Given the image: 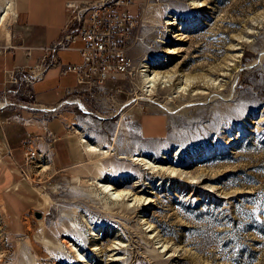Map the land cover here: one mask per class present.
<instances>
[{
    "label": "rangeland",
    "instance_id": "1",
    "mask_svg": "<svg viewBox=\"0 0 264 264\" xmlns=\"http://www.w3.org/2000/svg\"><path fill=\"white\" fill-rule=\"evenodd\" d=\"M132 1L128 15L139 23L130 78L106 83L97 99L68 97L42 110L19 92L17 115L29 113L22 121L44 156L26 164L23 152L27 187L0 197V264H264V0ZM13 9L0 22V53L15 51L19 64ZM165 47L175 54L157 70L182 77L149 94L142 65ZM58 53L63 64L79 61L73 51ZM184 75L203 81L179 92ZM57 82L45 79L34 92ZM80 133L113 155L88 156L75 144L78 158ZM67 144L80 162L61 159ZM134 154L150 169L129 160ZM99 162L110 172L105 183L125 199L96 187Z\"/></svg>",
    "mask_w": 264,
    "mask_h": 264
},
{
    "label": "built area",
    "instance_id": "2",
    "mask_svg": "<svg viewBox=\"0 0 264 264\" xmlns=\"http://www.w3.org/2000/svg\"><path fill=\"white\" fill-rule=\"evenodd\" d=\"M132 0H71L66 3L70 16L64 31V36L55 46L49 48L51 53L56 50H75L80 61L77 64H61L53 59L48 60L44 55L34 67L21 66L19 71L11 73L9 83L12 85L31 84L41 79L46 70L51 67L58 68L61 74H73L75 77V90L67 88L65 99L73 98L77 103L82 96L97 99L105 92L106 83L116 81L118 78H130L134 66L129 56L130 40L133 30L139 23L138 17L128 15V7ZM27 57L30 51L27 50ZM22 73L21 77L17 74ZM18 92L14 90L13 93ZM12 93V90H7ZM26 97L31 100L28 104L31 110H42L35 101L33 91L28 88ZM64 102V101H63ZM9 102L3 98L0 108H5ZM20 106V104H18ZM44 152L38 150L31 141L26 144L24 152L25 163L40 161ZM28 178V177H26Z\"/></svg>",
    "mask_w": 264,
    "mask_h": 264
},
{
    "label": "crops",
    "instance_id": "3",
    "mask_svg": "<svg viewBox=\"0 0 264 264\" xmlns=\"http://www.w3.org/2000/svg\"><path fill=\"white\" fill-rule=\"evenodd\" d=\"M13 1V16L19 22L22 31L19 51L23 52V62L17 64L13 57L15 51L0 53V102L5 98L9 105L5 108H0V197L5 198L11 196L14 190L21 186H26L29 183L24 179L19 169V161L22 159L21 155L26 150V144L33 140L31 135L33 128L23 122V118L29 116L28 112H22L21 118L17 115L19 92L25 95L28 88H30L35 96V101L43 107H50L53 105L61 104L65 100V90L69 87L75 90V77L73 74H61L60 70L55 67L48 68L44 76L34 81L30 87L25 89L18 85L9 83V75L19 71L21 66L34 67L39 63L40 59L45 55L48 60L53 59L63 64L59 57V50L51 53L49 48L63 38L64 31L70 16V10L66 7V3L71 0H12ZM134 3V2H133ZM30 51V56L27 57L26 51ZM73 51L75 50H62ZM80 61V57H79ZM78 60L74 63L64 64H77ZM22 73L17 76L21 77ZM57 78L59 88H52L48 91L39 90L34 92V86L48 78ZM71 82L72 85H69ZM57 86V87H58ZM7 90H12V93H7ZM14 90L18 92L13 93ZM32 138V139H31ZM76 140L73 141L74 146L78 144ZM69 144V143H68ZM61 147V159L70 162H80L78 159L81 155L73 147L77 159H73L74 152L70 150L69 145ZM37 147H41L40 143H36ZM72 149V148H71ZM42 150V149H40ZM80 150V149H79ZM78 153H77V152ZM72 153V154H71ZM82 154V153H81ZM80 155V156H79ZM27 187V186H26Z\"/></svg>",
    "mask_w": 264,
    "mask_h": 264
},
{
    "label": "bare ground",
    "instance_id": "4",
    "mask_svg": "<svg viewBox=\"0 0 264 264\" xmlns=\"http://www.w3.org/2000/svg\"><path fill=\"white\" fill-rule=\"evenodd\" d=\"M12 8H13V1L12 0H5L4 8L0 13V22L4 21L5 17L10 13ZM164 52H165L164 54L166 56L164 55L159 59L152 60V63L150 62L151 59H147L146 63L142 65L143 67L141 69L140 78H141V81L143 83V88H145V90L147 92H149V94L151 92H153V89H155L156 85L164 84L165 86H169L168 85L169 83L173 82V84H174L175 81L178 80V76H179V78L182 77V75L177 74L175 71H172V70H165V71L157 70V68H159L161 66H165L166 63H168V57L169 56H172L175 54L174 49H171L170 47H165ZM184 76H186L185 78L183 77V79H182V80H184V86L183 87L179 86V87H177L178 89H176L179 92H181V91L184 92V91L188 90L189 87L196 86L197 84L201 85L199 82L203 81V79H200L201 81H197V79H199L200 77H203V76H199L197 78L188 77V75H184ZM202 85H204V84H202ZM215 95H217V94H215ZM137 98L144 99L142 97H136L135 99H137ZM222 98H224V97H222ZM163 108L168 113H172V110L169 108V106L168 107L163 106ZM75 132H77V131L75 130ZM76 141L78 142L80 150L83 152V154H86L88 156H91L93 154H97V155H100L99 156L100 159H104V158L107 159L111 155H113V152H112L113 148H111V146H108L104 142L101 145H99L98 143H92L90 140H88L86 137H84L81 133L78 135V138L76 139ZM139 155L140 154H134L133 157H131V159H129V160L135 162L136 164L144 165V167L146 169H150V166H149L150 163L148 161H146L145 159L141 158ZM118 158L124 159V158H126V156L120 155ZM99 164H100V167H99L98 177H97V175H96L97 178L94 177L95 178L94 184L96 185V187L99 189V191L101 193L106 194L108 196V198L112 201L125 199V197L127 195L124 191L116 190L111 184L105 183V181L110 178V176H109L110 172H108L109 169H107L101 165L102 164L101 162H99ZM44 169H46V167ZM92 231H94L93 228H92ZM66 242H68V241H66ZM67 244L71 248V250H72L71 252L74 253L75 259H77L78 262H83L84 260L82 258V255L80 254V248L77 247V244L70 243V242ZM70 248H69V250H70Z\"/></svg>",
    "mask_w": 264,
    "mask_h": 264
},
{
    "label": "water",
    "instance_id": "5",
    "mask_svg": "<svg viewBox=\"0 0 264 264\" xmlns=\"http://www.w3.org/2000/svg\"><path fill=\"white\" fill-rule=\"evenodd\" d=\"M35 215H36L37 218L41 217V214L39 212H36Z\"/></svg>",
    "mask_w": 264,
    "mask_h": 264
}]
</instances>
